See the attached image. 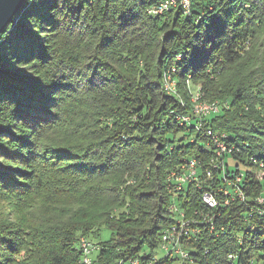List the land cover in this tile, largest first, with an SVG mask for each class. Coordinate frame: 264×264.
Returning a JSON list of instances; mask_svg holds the SVG:
<instances>
[{"label":"trees","instance_id":"trees-1","mask_svg":"<svg viewBox=\"0 0 264 264\" xmlns=\"http://www.w3.org/2000/svg\"><path fill=\"white\" fill-rule=\"evenodd\" d=\"M162 1L27 0L0 35V264H85L103 229L92 264H173V227L192 264H264V0Z\"/></svg>","mask_w":264,"mask_h":264},{"label":"built area","instance_id":"built-area-1","mask_svg":"<svg viewBox=\"0 0 264 264\" xmlns=\"http://www.w3.org/2000/svg\"><path fill=\"white\" fill-rule=\"evenodd\" d=\"M190 0H164L162 1L158 6L152 8L150 12L152 14H163L165 12H168L169 10L176 9V8H182L185 14H190ZM170 76L167 77V89L173 90V85L169 84ZM194 114L195 116H199L198 118L202 117H209L210 115L217 114L221 111L222 105L219 103H203L200 102L199 95L198 98L194 99ZM225 107H228L225 104ZM183 122L188 123L191 121V118L189 116H184L181 119ZM222 151L224 152L226 149L225 147L221 146ZM221 152H219L220 154ZM196 168L197 164L195 160H192L187 166L185 165L183 171L181 173H173L170 175L169 179L171 182H174L175 190L180 191L183 186L188 183L189 181L195 179L196 177ZM208 176H210V173H208ZM232 181V180H231ZM229 181V185L231 183ZM240 181V177L237 178L236 182ZM235 183V182H234ZM233 183V185H234ZM232 185V184H231ZM236 193L238 192V188L235 187ZM228 193L225 192V195ZM240 195H242L240 193ZM203 201L208 204L211 208H216L218 205V200L215 197V195L212 192H205L203 194ZM260 202H263V199H260ZM225 204L228 205L229 201H225ZM172 211L178 212V208L176 206L172 207ZM178 225L181 226L182 229L186 228L187 233V226L189 223L184 221V217L182 216L181 219L178 221ZM183 236V233H178L176 231V228L173 227L172 229L167 230L163 235V245L162 249L164 251V256L166 258L174 259V263L178 264H192V261L190 260V256L186 248L183 247L181 244V238ZM80 248L83 253V260L85 264H92V254L97 250L96 245L90 241L88 238H82L80 240ZM159 261L157 259L153 261H147L143 262L140 260H134L131 261L130 264H157ZM123 264V262H121ZM128 264V263H127Z\"/></svg>","mask_w":264,"mask_h":264},{"label":"water","instance_id":"water-1","mask_svg":"<svg viewBox=\"0 0 264 264\" xmlns=\"http://www.w3.org/2000/svg\"><path fill=\"white\" fill-rule=\"evenodd\" d=\"M27 0H0V35L22 9Z\"/></svg>","mask_w":264,"mask_h":264},{"label":"rangeland","instance_id":"rangeland-1","mask_svg":"<svg viewBox=\"0 0 264 264\" xmlns=\"http://www.w3.org/2000/svg\"><path fill=\"white\" fill-rule=\"evenodd\" d=\"M0 86H2V85H0ZM199 88V87H198ZM198 90L199 89H197V93H196V91L194 92V94H195V96L193 97V99H192V104H195V102H194V99L196 100L197 98H198V95H199V93H198ZM201 96L199 95V99H200V102H203V103H208V104H210L209 102H211V103H217V104H219V102L218 101H211V100H209V99H205L204 97L203 98H200ZM221 103V102H220ZM197 117H199V116H197ZM4 204H6V205H0V213L2 214V215H11V213H12V211H11V209H9V207L7 206V203H4ZM2 211L4 212V214L2 213ZM13 219H15V218H13ZM110 237H111V232L109 231V230H107V229H103L102 230V233H101V237H95L94 235H92V237H89L90 239V241H92L93 243H98L99 241H107V240H109L110 239ZM184 246V245H183ZM97 247V246H96ZM164 256V253H162V252H159L158 253V258H161V257H163ZM173 264H178V263H173Z\"/></svg>","mask_w":264,"mask_h":264}]
</instances>
